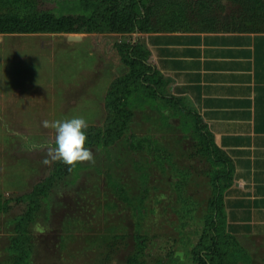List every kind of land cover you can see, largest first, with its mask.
Instances as JSON below:
<instances>
[{
  "label": "rangeland",
  "instance_id": "obj_1",
  "mask_svg": "<svg viewBox=\"0 0 264 264\" xmlns=\"http://www.w3.org/2000/svg\"><path fill=\"white\" fill-rule=\"evenodd\" d=\"M36 1L86 27L73 2ZM130 2L123 0L122 19L131 17ZM207 5L199 21L174 19ZM141 10L172 21L160 25L171 31L223 30L213 22L223 13L233 16L230 30L264 31V0H145ZM138 29L0 33V264H194V249L219 220L225 169L199 117L173 102L168 86L162 97L137 85L124 107L133 114L130 130L107 150L88 146L94 160L66 169L40 209L21 220L31 208L26 196L61 163L43 162L55 141L43 121L83 117L88 127H106L112 83L139 73L126 48L119 51L142 45L149 32ZM152 81L166 79L158 73ZM132 135L144 149L129 148ZM22 223L27 242L19 240ZM221 242L223 264H264V240L223 235Z\"/></svg>",
  "mask_w": 264,
  "mask_h": 264
},
{
  "label": "crops",
  "instance_id": "obj_2",
  "mask_svg": "<svg viewBox=\"0 0 264 264\" xmlns=\"http://www.w3.org/2000/svg\"><path fill=\"white\" fill-rule=\"evenodd\" d=\"M141 44L224 166L222 228L241 243L264 240V31H158Z\"/></svg>",
  "mask_w": 264,
  "mask_h": 264
},
{
  "label": "trees",
  "instance_id": "obj_3",
  "mask_svg": "<svg viewBox=\"0 0 264 264\" xmlns=\"http://www.w3.org/2000/svg\"><path fill=\"white\" fill-rule=\"evenodd\" d=\"M57 1H59V4L64 1L73 2L74 7L72 11H74V9L80 10L78 19L81 20L83 25L86 27L84 29L72 27V22L76 20L73 18H63V16L57 17L53 10L39 7L36 0H24L22 3L13 6H11L12 0H0V33L81 32L83 30H86L87 32L103 33L111 29L127 31L136 30L137 27L140 31L148 30V32L171 31L169 28H165L160 25L167 24L172 21L159 20L153 17L151 10L149 12H143L141 10V6L145 3V0H132V2L126 4L128 9H130V12H128L131 16L129 20L122 19L123 16L120 14L121 8L123 7V0ZM208 7L210 6H200L196 8L194 12H190L191 14H188L187 17L185 16V12H188L186 9H184V12L174 13L173 16L174 19L177 20H186L190 17L189 20L191 21H199L203 15L207 13L205 8L207 9ZM232 18L233 16L231 13H223L221 15H217V18L214 19L215 21L213 22L219 21V23H221V27H223V31H230L229 26ZM173 25L174 24L172 23L169 24V26ZM122 47L126 48V54L139 73L138 75L131 76L126 79L119 78L112 83L106 96V108L110 113L111 119L107 122V126L104 128L89 126L86 129L87 147L92 145L100 148L102 147V149L107 150L106 148L116 143L122 133L130 130L129 123L132 121L133 114L124 109V107L134 97L138 87L137 85H140L142 90H149L150 92L158 94L162 97L163 94H161L162 92L160 88L164 89V87L167 86L166 81H164V83L159 82L158 84L152 81L154 77L156 78V75L158 76V71L152 64L148 63V54L143 45H140L139 43L136 45H123L119 47V51L122 54H125L122 50H120ZM170 99L183 109L181 106L182 103L179 99L173 97ZM186 113L192 114V112L187 111ZM134 138V135L128 137L129 148L132 150L144 149L145 146L143 142L139 140L134 143ZM209 146L212 147L211 142H209ZM78 164L79 163L75 164V166ZM75 166H72L71 168H74ZM66 169H70V166L65 165L62 162L58 164L51 176L45 179L43 183L38 184L34 188L33 192L26 196V199L30 202L31 208L28 213L22 217V222L30 220L32 215L40 209V197L49 191V189L55 184L58 177L67 173ZM225 175L226 171H224L223 178H225ZM0 209L2 208L0 207ZM218 213H220V210ZM26 229H28V225H24V223H22L18 231L22 235L19 240L24 242H27L28 240ZM223 235L227 234L221 226L219 214L218 222L215 221L207 227L202 240L194 249V264H223L221 242ZM18 250L20 251L18 257H20L24 250H20V247ZM15 264H17V262Z\"/></svg>",
  "mask_w": 264,
  "mask_h": 264
},
{
  "label": "clouds",
  "instance_id": "obj_4",
  "mask_svg": "<svg viewBox=\"0 0 264 264\" xmlns=\"http://www.w3.org/2000/svg\"><path fill=\"white\" fill-rule=\"evenodd\" d=\"M45 128L55 131L54 146H50L45 164L51 160L60 161L65 165L75 166L84 161H93L94 155L91 148L87 147L88 122L83 117H72L69 119L43 121Z\"/></svg>",
  "mask_w": 264,
  "mask_h": 264
},
{
  "label": "water",
  "instance_id": "obj_5",
  "mask_svg": "<svg viewBox=\"0 0 264 264\" xmlns=\"http://www.w3.org/2000/svg\"><path fill=\"white\" fill-rule=\"evenodd\" d=\"M67 39L69 40V41H74V39H79V40H83V38H81L80 37V35H75V34H70L68 37H67Z\"/></svg>",
  "mask_w": 264,
  "mask_h": 264
}]
</instances>
